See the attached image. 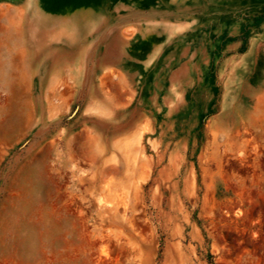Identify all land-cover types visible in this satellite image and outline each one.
<instances>
[{"label":"rangeland","instance_id":"rangeland-1","mask_svg":"<svg viewBox=\"0 0 264 264\" xmlns=\"http://www.w3.org/2000/svg\"><path fill=\"white\" fill-rule=\"evenodd\" d=\"M41 2L0 82V264H264V0Z\"/></svg>","mask_w":264,"mask_h":264},{"label":"crops","instance_id":"crops-1","mask_svg":"<svg viewBox=\"0 0 264 264\" xmlns=\"http://www.w3.org/2000/svg\"><path fill=\"white\" fill-rule=\"evenodd\" d=\"M25 7H29L37 17L42 13L41 0H0V37L7 41L6 44L5 41L0 42V52L8 55L0 58V63H6L0 71V82L9 87V90L17 83L16 77L13 76L16 70L13 55L28 51L25 44L19 43L26 36L27 25L29 29V23H25L19 15L20 10ZM22 79L25 77H21L19 84L25 83Z\"/></svg>","mask_w":264,"mask_h":264},{"label":"bare ground","instance_id":"bare-ground-1","mask_svg":"<svg viewBox=\"0 0 264 264\" xmlns=\"http://www.w3.org/2000/svg\"><path fill=\"white\" fill-rule=\"evenodd\" d=\"M79 221H80V220H79ZM79 221H78V222H79ZM78 222H77V223H78ZM80 223H81V222H80ZM78 224H79V223H78ZM81 241H82V240H81ZM81 243H82V242H81ZM83 243H84V242H83ZM72 259H73V258H72ZM60 261H61V260H60ZM48 263H49V262H48Z\"/></svg>","mask_w":264,"mask_h":264}]
</instances>
